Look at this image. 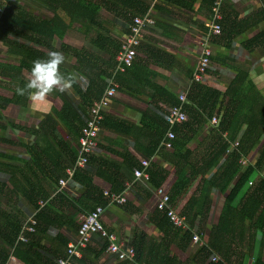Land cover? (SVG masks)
<instances>
[{
    "label": "crops",
    "instance_id": "0c3cea01",
    "mask_svg": "<svg viewBox=\"0 0 264 264\" xmlns=\"http://www.w3.org/2000/svg\"><path fill=\"white\" fill-rule=\"evenodd\" d=\"M213 1L138 0L139 4H154V22L145 25L134 61L119 74L118 42L129 29L134 9L117 1L110 7L100 2L96 24L90 25L84 17L85 9L71 5L72 12L81 17L73 19L61 12L64 21L51 27L43 21L53 15V7L37 0L25 1L23 5L41 20V29L19 36L18 45L44 52L41 59L47 58L51 50L61 52L64 62L60 71L70 73L74 79L70 90L61 92L54 88L44 98L36 97L32 90L17 94L16 89L24 87L18 86L20 81L27 82L30 70L19 66L21 55L15 52L16 48L10 47L6 39H0V64L3 65L0 68V221L5 219L19 228L35 212L34 203H45L48 207L42 212L32 236L38 240L35 244L38 250L50 261L62 255L67 244L76 240V223L89 209L94 196L85 192L81 182L67 176L64 167L75 165L79 135L70 131L66 123L83 122L87 118L82 94L93 79L98 80L97 74L105 75L107 82L114 78L118 86L104 109L111 119L105 120V125L97 132L92 151L95 159L84 167L91 172L92 184L108 197L101 213L103 225L117 235L124 247L135 246L140 262L151 256L159 259L156 264H207L213 253L221 258L207 242L213 226L224 213L225 198L233 179L221 188L211 187L207 206L197 212L196 205L190 207V200H199L201 174L195 167L187 166L188 179L171 200L177 212L185 217L190 233L205 236L207 247L203 256L200 249L204 245L184 241L169 230L164 232L154 220L157 209L154 180L136 178L130 165L134 159L148 158L151 169L161 170L159 186L170 193L177 177L178 158L169 155L167 158L162 155L165 151L148 156L138 145L147 146L151 139L149 134L134 139L129 128L113 127L116 119L142 126L147 114L157 106L167 111L171 105L167 106L160 97L164 90L177 96L188 89L206 42L211 55L203 84L223 91L241 69L245 72L244 79L251 80L264 94V0H221L219 13L223 30L219 36H209L206 23L212 19ZM82 81L87 82L84 89L80 87ZM64 103L71 106L78 117L59 119L56 112ZM207 125L211 126L209 122ZM207 125H192L182 132L184 137L188 136L185 147L190 150L189 159L193 162L198 159L196 155L203 153L204 146L197 144L208 133ZM247 154L250 162H254L258 145ZM99 158L117 164L119 175L112 166L100 167ZM220 161L222 157L217 163ZM259 171L262 173L264 166ZM60 178H65L64 184L59 183ZM117 194H126L124 204L110 201V196ZM186 212H191L193 220L187 219ZM263 220L264 217L256 226L248 219L242 225L238 222L241 227L237 238L224 232L230 250L225 264H255L263 256ZM0 232H8V227L1 222ZM137 234L145 237L135 245ZM106 245L105 237L93 233L89 244L80 250L81 255L72 258L73 264H130L121 260L116 252L108 251ZM16 258L14 262L8 259L6 264H24ZM42 260L43 256L39 262L43 263Z\"/></svg>",
    "mask_w": 264,
    "mask_h": 264
},
{
    "label": "trees",
    "instance_id": "16d2710c",
    "mask_svg": "<svg viewBox=\"0 0 264 264\" xmlns=\"http://www.w3.org/2000/svg\"><path fill=\"white\" fill-rule=\"evenodd\" d=\"M25 1L32 2V0H7L5 3L0 16V39H6L9 42L10 47L16 48L15 52L21 55L19 58V66L30 70L32 62L35 59L44 58V52L32 51L25 46L18 45L19 36L23 34L26 35L28 31L34 29H41V20L23 5ZM37 1L53 7V15H51L50 19L45 20L46 22L43 21V24L51 27L59 22H63V18L66 15L73 19H76L75 17L79 16L72 12L71 5H74L76 8L82 7L85 9L83 12L84 17L88 19L90 25L94 23L96 24L97 10L100 2L106 7L115 5L113 4V1H117L123 6H129L134 9L130 18L135 14H149L153 17L152 13L155 10L154 4L151 3L149 5L148 3L142 2L139 4L138 0H98V2H96V0ZM61 12L65 13V16L61 15ZM79 17H81V15ZM42 20H44V18ZM218 22H220L222 26L221 18ZM220 34L213 36H219ZM118 46L120 47V38ZM2 66L3 65L0 64V68H3ZM117 72L119 74L122 71L117 69ZM244 75L245 72L240 69L236 76L229 81L223 91L212 86H207L202 82L193 81L186 90V99L182 102L178 99V96L164 90V94L160 97L163 103L167 104V106L181 103V109L186 114L185 120L175 123L172 126L175 136L172 139V148L170 150H166L161 144L168 129V124L165 120V115L167 113L165 107L157 106L150 115L147 114L145 122H142V126H135L122 119L113 120L114 128L117 130L121 127H124L123 130H128L129 128L131 131L128 130V132H131L130 134L133 135L134 139H137L143 134L150 135L151 139L147 146L141 147L138 145V147L143 149L148 156L154 155L155 152L161 154V151H165L162 155H166V157L169 155L178 158L177 163H175L177 177L174 185L170 189V200L173 199L175 193H177L187 181L189 176L187 166L188 168H190V166L195 167L201 174L199 200L192 198L190 200L192 205L189 204L190 207L196 205L199 209L197 212L201 211V207L203 208L207 206L209 189L211 187L221 188L227 183V181L233 179V185L229 189L225 198L226 205L224 213L221 216L219 223L216 226H213L207 242L211 248L220 253L221 258L217 261L210 260L207 264H225V261H227V258L225 257L230 254V250L229 243H225L227 242L225 233L232 238L240 237V234L237 231L238 228L241 227L240 224H244L243 222L248 219L252 220V224L256 226V224L262 220V217H264V171L262 173L259 171V169L264 166V94L255 87L251 80H245ZM96 77L98 80L93 79L90 82L89 87L82 94L83 102L87 107V114L93 101L99 99V97L110 86L111 79L107 82L105 75L102 76L101 74H97ZM113 81H115L114 78ZM25 84L26 83L21 80L18 86H25ZM104 111L105 110L102 111L100 126L105 125V120L111 119L108 114L105 115ZM56 113L58 118H61L62 120L65 117H78L76 112H74L72 107L67 103H64ZM213 115L219 116V120L217 124H211V126H209L207 123ZM147 119L148 122H146ZM84 123L85 120L83 122L79 121L78 123H66V125L73 133H79L77 137L79 138ZM205 123L208 128V133L197 144L200 147L203 145L204 150L200 155H196L198 159L193 162L189 159L190 150L185 147L188 141V136L184 137L185 134L182 132L183 130L191 129L192 125L197 126ZM135 133L137 135H135ZM96 136L94 138L95 141ZM236 138H238V140H236ZM235 140L238 141L237 148H230V144ZM256 145H258L257 157L254 162H250L249 157H247L249 154L247 153ZM184 148L185 152H181ZM92 151L87 155L85 163L82 166L75 167L71 175L75 180H78L83 184L86 188L85 192L94 195L91 199L92 203L88 206L89 209L85 213L93 209L96 205H101L103 207V204L108 198L106 195H103V192L100 189L92 184V179L89 176L91 175V172L84 168L86 163L90 162L89 160L95 159V157L93 158L92 156ZM122 156L125 158V155ZM76 157L77 153L75 154V159ZM221 157L222 161L217 163ZM241 157L246 159L245 164H242L239 161ZM99 159H101V161H98L100 167L112 166L116 169L114 173L119 175L117 164L107 158ZM130 165L133 169L140 167L139 159H134ZM67 166L71 167L70 165H66L64 167L65 172ZM214 166L216 169L210 173V169L214 168ZM151 168V166L147 168L149 173L148 180L152 182L154 180L155 186L158 187L161 182L160 179L162 178L160 176L161 170L159 171ZM205 172H207L208 175H205ZM249 180H252V183H248ZM45 205V203H34L35 212L32 214V217L35 220L36 226L39 224V218L42 212L48 207ZM155 214L156 216L154 220L156 219L160 223V226L164 228V232L169 230L172 231L174 235L180 236L184 241L190 240L191 233L189 230L182 231L181 229L174 227L165 216L164 212L158 208L156 209ZM186 215L187 219L193 220L191 212H186ZM0 222L3 225L5 224V227H8V232H0V239H2V241H0V264H6L10 253H14L16 257L24 262V264H53V260L50 261L49 258H46L44 253L38 250V247L35 245L38 244V240L35 236H32L33 233L27 232V240H20L18 239V236L21 233V226L16 228L5 219ZM238 222L240 224H238ZM262 222L264 224V220ZM77 227L78 223H76V230ZM144 237V234H137L134 244H139ZM206 247L207 246L204 245L200 249L203 256L206 254ZM137 254L138 253L136 252L135 260L138 262L142 261ZM41 256H43V263L39 262ZM155 261H159V259L155 256H151V258H148L143 262H145V264H156ZM255 264H264V254L256 260Z\"/></svg>",
    "mask_w": 264,
    "mask_h": 264
},
{
    "label": "built area",
    "instance_id": "2783aa9c",
    "mask_svg": "<svg viewBox=\"0 0 264 264\" xmlns=\"http://www.w3.org/2000/svg\"><path fill=\"white\" fill-rule=\"evenodd\" d=\"M7 0H0V16L1 12L5 6ZM221 0H214L212 5V19L207 22L208 35L213 36L220 34L222 31V26L218 20L221 18L219 13V5ZM152 10V9H151ZM154 19L152 16L135 14L132 16L129 23V31L123 33L120 36V47L116 53L117 69L120 71L125 70V68L132 64L136 55L137 47L140 44L143 31L146 24H152ZM210 55L211 49L208 43H204L202 46V51L199 59L196 63V67L193 73V81L202 82L205 78L204 75L210 65ZM117 83L110 80V86L106 91L93 101V104L88 111V116L85 119V123L82 126V132L77 139V157L75 165L73 167H67V176H71L73 169L77 166H82L87 160V155L92 151V148L96 144L95 136L99 130L100 122L102 119V111L108 106L112 96L116 93ZM178 99L182 102L186 99V90L178 93ZM186 119L185 112L181 109V103L173 104L168 107L167 113L165 115V120L168 124V129L165 133V137L162 139L161 144L166 149L172 148V139L175 133L172 126L175 123L182 122ZM219 116L213 115L210 119V124H217ZM238 141H233L230 144V148H237ZM239 161L245 164L246 159L240 158ZM140 167L133 169L134 176L140 178L143 181H148L149 173L147 168L150 165V160L148 158H140ZM65 178H60L59 183L64 184ZM248 183H252L249 180ZM154 193L157 197L156 205L157 208L163 211L169 221L174 227L180 228L183 231L189 230V226L182 214H179L177 210L172 205L169 193L162 187L159 186L155 188ZM126 194H117L110 196V201H114L120 204H124L126 201ZM42 204V202H40ZM103 207L101 205H96L93 209L85 213L78 220V227L76 230L77 238L75 241H71L67 244L65 252L53 259V264H73V257L80 256V250L86 247L90 242V237L93 233H99L101 236L107 239L106 249L110 252H116L121 260H130L131 264H145L144 262H138L135 260V249L134 246L130 245L124 247L117 239V235L113 231H109L103 225L101 221V213L103 212ZM36 231L35 220L33 217H29L21 225V233L18 236L20 240H27L26 233H34ZM190 240L194 244L204 245L205 236L197 232H192ZM10 261H16L17 258L14 254L10 253ZM219 256L217 254H212L211 260L217 261ZM152 264V263H149Z\"/></svg>",
    "mask_w": 264,
    "mask_h": 264
},
{
    "label": "clouds",
    "instance_id": "9594fccd",
    "mask_svg": "<svg viewBox=\"0 0 264 264\" xmlns=\"http://www.w3.org/2000/svg\"><path fill=\"white\" fill-rule=\"evenodd\" d=\"M63 62V54L56 50L49 51L45 59H35L32 62L29 79L24 87L16 89L17 94L23 95L26 90H32L36 97L44 98L54 88L61 92L70 90L74 79L70 73L65 74L60 71ZM86 84V81H82L81 89H84Z\"/></svg>",
    "mask_w": 264,
    "mask_h": 264
}]
</instances>
